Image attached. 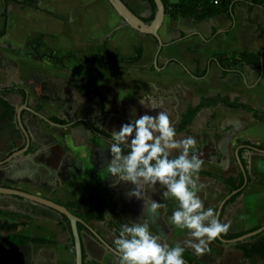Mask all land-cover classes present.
I'll return each instance as SVG.
<instances>
[{"label":"crops","instance_id":"1","mask_svg":"<svg viewBox=\"0 0 264 264\" xmlns=\"http://www.w3.org/2000/svg\"><path fill=\"white\" fill-rule=\"evenodd\" d=\"M122 1L147 24L155 15L147 0ZM250 7L242 1L234 16L207 20L166 15L159 50L158 40L126 23L109 0H0V32L7 12L6 34L0 37V162L15 156L0 166V186L66 207L87 199L94 183L108 208L103 220L82 223L83 264H118L107 245L113 248L121 223L140 218L142 201L125 197L124 191L135 187L130 182L111 186L105 168L111 160L109 140L81 122L111 134L136 115L165 110L179 136L196 138L202 171L237 178L242 171L235 152L239 146L246 149L242 157L251 180L248 183L247 176L242 194L224 206L221 222L230 224L229 233L264 226V152L241 144L264 142V123L243 109L217 104L203 108L191 126L178 131L181 115L202 97L221 94L264 110V59L261 66L240 64L226 75L211 62L222 52L264 50V8ZM137 50L142 51L140 60L129 62ZM78 85H92L99 94L81 92ZM186 93L197 101L185 98ZM33 111L65 124L49 123ZM19 115L30 137L28 146ZM198 179L205 185L198 193L205 207L217 212L231 192L209 176ZM145 191L162 199L159 185L146 186ZM166 203L153 230L165 234L169 245L183 244L189 239L187 230L170 220L178 204ZM5 223L18 226L0 230V264H76L72 229L54 210L0 195V224ZM33 238L45 241H28ZM261 251L264 232L232 244L216 238L202 253L190 247L185 253L196 257L194 264H264Z\"/></svg>","mask_w":264,"mask_h":264},{"label":"clouds","instance_id":"2","mask_svg":"<svg viewBox=\"0 0 264 264\" xmlns=\"http://www.w3.org/2000/svg\"><path fill=\"white\" fill-rule=\"evenodd\" d=\"M140 103L144 105V101ZM108 151L111 160L105 168L111 186L130 182L135 187L124 191L125 197L142 201L140 218L121 223L113 240L118 264H186L188 247L202 253L211 241L228 232L230 224L221 222L215 209L205 207L198 194L205 185L198 179L204 161L198 154L196 138L179 136L167 111L158 110L155 115L146 111L114 128ZM149 185L161 187L162 199L146 194ZM166 201L178 204L170 220L187 230L189 239L183 244L169 245L165 234L153 230L160 210L168 206Z\"/></svg>","mask_w":264,"mask_h":264},{"label":"trees","instance_id":"3","mask_svg":"<svg viewBox=\"0 0 264 264\" xmlns=\"http://www.w3.org/2000/svg\"><path fill=\"white\" fill-rule=\"evenodd\" d=\"M9 0H5V2H8ZM17 1V0H15ZM151 4L154 14L156 13V4L154 0H147ZM165 6V13L168 16H171L173 18H178L180 16L183 17H189L194 20H207L210 18L217 17L219 15L228 14L230 16H234V9L242 1H247L251 4V7L259 6L264 8V0H162ZM6 25L3 31L0 32V37L4 36L6 34V27H7V12H4ZM154 16L151 18L149 22H151L154 19ZM215 33L217 31H214ZM142 51L137 50V56L132 59L129 62H138L141 58ZM264 59V50L259 51L257 53H250V54H243V53H219L217 55H214L211 58V62H217L221 68L223 69V75H226L228 72L236 70L237 66L240 64H247L252 66H261L262 60ZM173 63L180 64V61L173 60ZM208 72V67L203 72L202 76H205ZM76 88L81 92H87V93H96L99 94L98 90L93 87L92 85H85L81 86L78 85ZM217 104H221L225 107L231 108V109H243L253 115V117L264 123V110L253 107L251 105L245 104L240 102L239 98H236L232 100L230 97L222 96L221 94L208 96V97H202L200 99V102L193 106L189 105L186 111L181 115V123L179 124L178 131L186 130L189 126L192 125L194 119L196 118L197 114L203 109V108H212L216 106ZM3 105L9 106L8 103L4 102ZM51 121L65 124L64 121L59 120L57 118L51 117ZM81 124H84L85 126L89 127L92 132L100 135L101 137L107 139L110 141L111 134L106 132L103 129H100L98 127H95L94 125L90 123H84L81 122ZM244 146H252L256 148L258 151L264 152V142L260 143H253L251 141H243L241 143ZM246 149L242 148L240 149V156L242 163L247 171L248 176V183L250 182L251 178L248 174V163L247 161L242 157L244 151ZM199 175L202 176H209L219 183L225 185L227 190L229 192L241 189L244 187L245 184V176L241 172L240 175L237 178L234 177H223L219 175H215L210 172L206 171H200ZM88 191L90 193L89 197L87 199H79L76 202H70L67 204V208L76 216L80 217L84 222L89 223L91 221L95 220H103L104 218V212L108 208L107 203L103 200V198L100 195V191L96 188L94 183H91V185L88 188ZM244 191L241 190L239 193H237L235 196H233L225 205H229L230 203L234 202ZM173 206H176L174 203ZM223 209L222 215L224 214ZM221 215V216H222ZM63 221L66 223L67 227L71 230V224L69 219L64 216ZM18 225H9L8 223L0 224V230H8L12 231L17 228ZM79 230H82L83 224L79 223L78 225ZM259 227H254L251 230L243 231L239 233H223L221 236L227 240L235 239L238 237H241L249 232L257 230ZM20 239V238H19ZM17 240V237L15 238ZM29 242L32 243H39L44 242V239L40 238H33L28 239ZM261 253L264 255V251H261ZM184 258L189 261L190 264H194L196 262V257L193 255H190L188 253H184Z\"/></svg>","mask_w":264,"mask_h":264},{"label":"water","instance_id":"4","mask_svg":"<svg viewBox=\"0 0 264 264\" xmlns=\"http://www.w3.org/2000/svg\"><path fill=\"white\" fill-rule=\"evenodd\" d=\"M112 5L114 6V8L118 11V13L121 15V17L124 19V21L126 23H128L129 25H131L132 27H134L135 29L146 33V34H150L153 35L159 42V50H161V48L164 46L163 42L161 41V38L159 36V30L161 28V26L163 25V22L165 20L166 17V13H165V6L162 0H154L155 4H156V13L154 16V19L150 22V23H145L141 18H139L138 16H136L125 4L122 0H109ZM28 109V107H25ZM35 114H37L39 117H41L42 119H44L45 121L55 124L53 122H51V120L36 112L33 111ZM19 124L20 127L26 137L27 140V146L30 144V137L29 134L27 132V130L25 129L22 121H21V116L19 115ZM56 125V124H55ZM243 146H239L236 149V158H237V162L238 165L242 171V173L245 176V185H247V171L246 168L244 167L242 160H241V156H240V149ZM247 148L252 149L254 151H258L256 148L252 147V146H247ZM15 158L14 154L11 155L7 160L5 161H1L0 162V166L5 165L6 163H9L10 161H12ZM241 189L235 190L233 192H231L230 194H228L223 201L221 202V204L219 205L218 209H217V213L219 214V218L221 220V214L223 211V208L225 206V204L227 203V201L229 199H231L233 196H235ZM0 195H10V196H15L18 198H22L31 202H34L36 204L42 205L44 207L50 208L51 210H54L55 212H57L60 216L64 217L66 216L71 224V229H72V233H73V238H74V245H75V254H76V264H83L84 262V258H83V243H82V237H81V232L79 230V223H84L82 219H80L78 216L74 215L67 207H65L64 205H61L59 203H56L55 201L42 197L38 194H31L29 192L23 191V190H19L16 188H12V187H3L0 186ZM261 232H264V226L260 227L259 229L250 232L248 234H245L241 237L235 238V239H230L227 240L225 238H223L222 236L218 237V239L223 242V243H227V244H232V243H236V242H240L243 241L247 238H250L254 235H257ZM101 242H103V240H100ZM107 245V244H106ZM107 247L111 250H113L112 247H110L109 245H107ZM114 251V250H113ZM115 252V251H114ZM186 261V260H185ZM186 264H188V262L186 261Z\"/></svg>","mask_w":264,"mask_h":264},{"label":"rangeland","instance_id":"5","mask_svg":"<svg viewBox=\"0 0 264 264\" xmlns=\"http://www.w3.org/2000/svg\"><path fill=\"white\" fill-rule=\"evenodd\" d=\"M184 97L190 99L192 102H196L197 101L196 98H190L189 93H186V96H184ZM178 111H181V110H178ZM175 115H176V113H175Z\"/></svg>","mask_w":264,"mask_h":264}]
</instances>
